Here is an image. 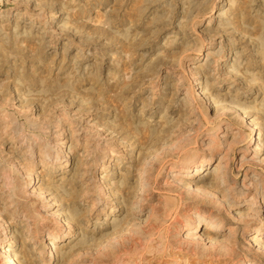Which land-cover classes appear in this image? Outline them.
Segmentation results:
<instances>
[{
  "label": "rangeland",
  "instance_id": "obj_1",
  "mask_svg": "<svg viewBox=\"0 0 264 264\" xmlns=\"http://www.w3.org/2000/svg\"><path fill=\"white\" fill-rule=\"evenodd\" d=\"M261 192L264 0H0V264H264ZM194 210L234 242L178 246Z\"/></svg>",
  "mask_w": 264,
  "mask_h": 264
},
{
  "label": "bare ground",
  "instance_id": "obj_2",
  "mask_svg": "<svg viewBox=\"0 0 264 264\" xmlns=\"http://www.w3.org/2000/svg\"><path fill=\"white\" fill-rule=\"evenodd\" d=\"M211 9H212V7L209 8V11H211ZM216 16H219V14H217ZM192 68H194V67H192ZM203 95H204V91L202 89H200V90L198 89L197 90L196 88L193 89V87H191V88L189 87V88H186L184 90V94L182 95V98L186 99V97H191V99L195 101V106H196V104L199 103V101H201V100H199V98L202 97L201 99H204ZM197 96H198V98H197ZM218 128H219L218 130H221V131H225V132L229 131V128L226 125L219 126ZM254 128H255L254 125L251 124V126H250V134L246 138V140H247L246 152H253L254 151V147L256 146L257 136H256V132L254 131ZM221 137L224 138V136H221ZM234 137H236V136H234ZM241 137L244 139L243 135ZM234 139H232V140H234ZM216 141H219V140H216ZM214 142H213V144L215 145L216 142L215 143ZM230 143H231V141L228 142L227 144H230ZM232 143H231V145H232ZM213 144H212V147H213ZM223 144H224V142H223ZM217 146H219V145H217ZM46 156H47V153H46ZM110 157H113V154H111ZM50 158L52 159L51 162L53 163V162H57V160H60L61 157H59L58 154L56 153ZM67 158H68V155H65L64 159H67ZM222 158H223V156L219 157L218 160H217V163H216V166H215L217 171H219V170L221 171V170L224 169V165H220L222 162H224L222 160ZM212 159H213V156L208 157V158H201V159H198V160H194V161H192V162H190L188 164H182V163L173 164V165H171L169 167V171L171 173L169 175L173 176L175 181L181 182L183 184L186 183L187 185H190V184H192L193 181L197 180L199 174L204 170L203 169L204 167H206L208 165L210 166ZM100 167H101L100 168V172H101L103 170V165L100 166ZM206 173H208V171ZM214 175L216 176L217 174L215 173ZM222 175H223V173H222ZM222 175H219V176H222ZM226 175H227V173L225 174V176ZM219 176H218V178H219ZM262 190H263V187H262ZM256 192H257V189L254 191V193H256ZM259 196L255 197L256 199H255V203L254 204H257L260 201L264 200V193L261 192V195H259ZM104 204H106L105 201H104ZM226 205H230V204H226ZM252 206L253 205H250L249 208H247L248 211L246 212L245 216L248 217V218H250L249 216H252V213L249 211V210H251L253 208ZM4 208H5V206H2L0 209H4ZM109 212H111V210ZM193 213H196L197 216L193 215ZM175 214H176V212H175ZM242 215H243V213H242ZM253 215H254V213H253ZM252 217H254V216H252ZM195 218H196V220H195ZM254 218H252V219H254ZM244 219H245V217H244ZM192 221H194V223H192ZM10 222H11V220H9V223ZM258 222H260V220ZM260 223L262 224L263 221L260 222ZM260 226H262V225H260ZM223 227H224V224H223V222L220 219L212 218V217L209 216V214H206L204 212H199L198 210H194V212L186 213V218L184 219V223L181 226V228L179 229V231L180 232L182 231L183 234H178V236L180 235L181 238H179V240L176 239V242H178V244H179L178 246H181V247H182L183 244H186L187 246H190V245L191 246H195V245H197L198 241H204V240L208 239V241H209L208 244H212L213 247L218 246V245H222V247H223L226 244H227L226 246H228L231 242H234V240H233L234 239V235H233L234 232H233V227H231V226L227 227L228 233H226V234L228 235V237L225 238L226 240H224L222 242H218L217 240H215L216 239V236H215L216 233L220 232L221 230H223ZM224 230H225V228H224ZM65 232H66L65 230L60 229L59 231H57L54 234H51V233L48 234L46 239L44 240V243H45L44 254H41V252H40V254L38 255V258H43V257L44 258H49V257H52L54 255V251H56V246L54 245V243L56 241H58L61 237H64L65 236ZM261 234H264V226L262 228L261 227H254V228H252V235H250V238L252 240H250V239L249 240L253 244L252 246H254L256 248L255 251L258 250L260 252H264V245H262L260 243L261 239H257L256 238L257 235H261ZM10 238H12V235L11 234H6V239L9 240ZM24 238L27 239L26 236ZM29 238H32V237H29ZM247 238H249V237H247ZM204 243H206V242H204ZM14 244H17V243L15 242ZM226 246H224V247H226ZM177 248H179V247H177ZM1 253L5 254V256L8 257V263L7 264H18L16 258L14 257V254H12V252H11V249H8V248L3 249L1 251ZM240 264H253V263H249L247 261L246 262L243 261Z\"/></svg>",
  "mask_w": 264,
  "mask_h": 264
}]
</instances>
